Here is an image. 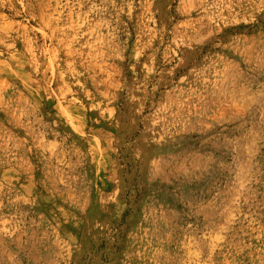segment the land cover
<instances>
[{"label":"rangeland","instance_id":"1","mask_svg":"<svg viewBox=\"0 0 264 264\" xmlns=\"http://www.w3.org/2000/svg\"><path fill=\"white\" fill-rule=\"evenodd\" d=\"M0 264H264V0H0Z\"/></svg>","mask_w":264,"mask_h":264}]
</instances>
